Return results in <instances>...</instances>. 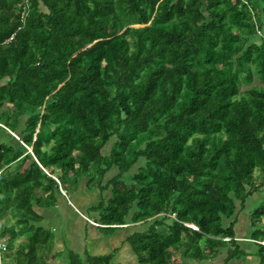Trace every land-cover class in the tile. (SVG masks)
Returning <instances> with one entry per match:
<instances>
[{
	"label": "trees",
	"instance_id": "16d2710c",
	"mask_svg": "<svg viewBox=\"0 0 264 264\" xmlns=\"http://www.w3.org/2000/svg\"><path fill=\"white\" fill-rule=\"evenodd\" d=\"M0 123L21 127V149L0 143L18 264H47L34 205L56 203V170L100 190L96 221L148 224L128 237L139 264L240 257L237 203L264 191V0H0ZM250 220L264 240V198Z\"/></svg>",
	"mask_w": 264,
	"mask_h": 264
},
{
	"label": "crops",
	"instance_id": "0c3cea01",
	"mask_svg": "<svg viewBox=\"0 0 264 264\" xmlns=\"http://www.w3.org/2000/svg\"><path fill=\"white\" fill-rule=\"evenodd\" d=\"M20 132L21 127L13 131L0 123V143H8L16 149H21ZM26 147L31 151L30 147ZM15 164L16 162L10 164L9 167L13 168ZM59 173V170H56L55 174L60 176ZM66 177L68 178L64 183L66 191L63 189L66 193L64 194L60 188V191L56 192L54 205H34L35 211L42 217L39 222H34V225L50 232L53 240L47 264H67L69 254L72 251L78 253L84 260L88 256L113 253L112 261L115 263L139 264L128 237L132 232L146 229L148 224L146 222H126L122 225L114 224L109 227L107 224L96 221L97 213L92 211L91 217L80 212L79 222H75L72 218H65L64 220L63 215L59 212L60 206L77 210V216L79 206L90 209L98 204L102 198V194L95 193L93 188L88 187L87 177L83 176L78 183L69 173ZM104 196L108 199L110 191L108 194L104 193ZM262 200L263 198H260L257 203L259 204ZM248 216L243 212L237 214V220L234 222L235 239L237 244L246 252L244 255L227 259L228 249L222 248L213 258L195 260L185 250L181 249L172 255L171 264H264L258 254L259 244L252 238L254 228L250 220V212ZM5 223L8 227L14 224V222H2L0 220V235ZM225 223L228 224L229 222ZM159 230L167 231V228L165 225H161ZM9 234L11 233L0 236L7 243V249L2 252V264H18L14 253L18 246L25 241V236H17L13 244L8 246Z\"/></svg>",
	"mask_w": 264,
	"mask_h": 264
},
{
	"label": "rangeland",
	"instance_id": "374dc122",
	"mask_svg": "<svg viewBox=\"0 0 264 264\" xmlns=\"http://www.w3.org/2000/svg\"><path fill=\"white\" fill-rule=\"evenodd\" d=\"M257 38H259V36L257 37ZM109 148H110V146H107V150H109ZM69 174L73 177V172L71 171V172H69ZM110 175V174H109ZM107 177H109V176H107ZM63 180H64V182H66L67 180H68V178L67 177H65V178H62ZM66 187H67V185H66ZM64 188V187H63ZM67 190H68V188H66ZM94 189V191H95V193H99V194H101V192H100V190L97 188V187H95V188H93ZM65 190V189H64ZM66 191V190H65ZM64 191V194L66 193ZM109 191L110 190H108V191H105V193L106 194H108L109 193ZM260 198L262 199V198H264V191H258V192H255V193H253L252 194V197H249L248 199H247V201H246V206H245V208H241L240 207V205L237 203V214H240V213H244V214H246L247 216L249 215V212L250 211H252L253 210V208L256 206V205H258V203H257V201H260ZM99 199H100V197H99ZM98 199V200H99ZM256 201V202H255ZM78 212H77V216H76V211L77 210H75V209H69V208H65V207H63V206H60L59 207V212L63 215V219L65 220V218H72V219H74L75 220V222H79V216H80V212H82L83 214H85V215H87V216H89V217H91L92 216V212L89 210V208L87 209V207H83V206H79L78 207ZM74 217V218H73ZM76 217V218H75ZM249 217V216H248ZM249 219V218H248ZM78 220V221H77Z\"/></svg>",
	"mask_w": 264,
	"mask_h": 264
},
{
	"label": "built area",
	"instance_id": "2783aa9c",
	"mask_svg": "<svg viewBox=\"0 0 264 264\" xmlns=\"http://www.w3.org/2000/svg\"><path fill=\"white\" fill-rule=\"evenodd\" d=\"M52 176L58 181V183L60 184V188H61L62 192L64 193L63 187H62L58 177L56 175H52ZM173 216H174V214H173ZM187 225L192 227L193 229L198 228L195 224H192V223H188ZM226 239L229 240L230 237H226ZM254 241H256L258 244L264 245V240H255L254 239ZM6 249H7L6 241L4 239L0 238V264H2V252Z\"/></svg>",
	"mask_w": 264,
	"mask_h": 264
},
{
	"label": "water",
	"instance_id": "95a60500",
	"mask_svg": "<svg viewBox=\"0 0 264 264\" xmlns=\"http://www.w3.org/2000/svg\"><path fill=\"white\" fill-rule=\"evenodd\" d=\"M19 138V137H18Z\"/></svg>",
	"mask_w": 264,
	"mask_h": 264
}]
</instances>
